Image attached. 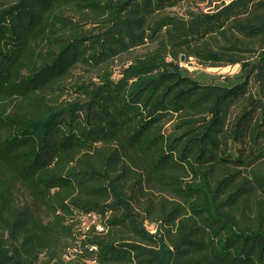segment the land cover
I'll use <instances>...</instances> for the list:
<instances>
[{"label":"trees","instance_id":"16d2710c","mask_svg":"<svg viewBox=\"0 0 264 264\" xmlns=\"http://www.w3.org/2000/svg\"><path fill=\"white\" fill-rule=\"evenodd\" d=\"M215 1L0 0V264H264V0Z\"/></svg>","mask_w":264,"mask_h":264},{"label":"rangeland","instance_id":"374dc122","mask_svg":"<svg viewBox=\"0 0 264 264\" xmlns=\"http://www.w3.org/2000/svg\"><path fill=\"white\" fill-rule=\"evenodd\" d=\"M190 8L189 4L183 3L178 5L177 7H174L171 9L172 12L178 14V15H184L186 10ZM194 10V8H193ZM153 47L152 44L147 43L142 47H139L136 50H133L131 52L132 55L143 53L148 49H151ZM123 55L119 56L117 59L114 60L113 62V70L115 71V77L117 75L116 72H118L119 67L123 65L127 61V58L132 56V55ZM181 65L188 68V70L195 72L197 75V79L201 81H214L217 82L220 79H223L225 77H230L236 74L239 71V65H234V66H226V67H220V68H209V67H203L199 64L196 63L194 59H189L187 63H184L181 61ZM85 76H89L90 74L88 73H83ZM212 78V79H211ZM218 78V79H217ZM238 110L237 107H233L230 109V113H236Z\"/></svg>","mask_w":264,"mask_h":264},{"label":"built area","instance_id":"2783aa9c","mask_svg":"<svg viewBox=\"0 0 264 264\" xmlns=\"http://www.w3.org/2000/svg\"><path fill=\"white\" fill-rule=\"evenodd\" d=\"M231 1L232 0H216L215 3L222 6V5H228ZM147 227L149 228L150 232H154V230L152 229V226H147ZM96 229L99 231L102 230L100 225H97ZM93 248H95V247H93Z\"/></svg>","mask_w":264,"mask_h":264},{"label":"water","instance_id":"95a60500","mask_svg":"<svg viewBox=\"0 0 264 264\" xmlns=\"http://www.w3.org/2000/svg\"><path fill=\"white\" fill-rule=\"evenodd\" d=\"M180 60H181V61H183V60H184V56H183V55L181 56Z\"/></svg>","mask_w":264,"mask_h":264}]
</instances>
